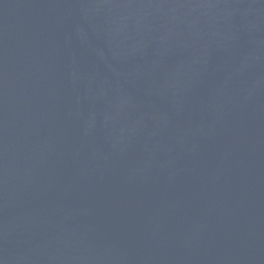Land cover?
<instances>
[{
  "label": "water",
  "instance_id": "water-1",
  "mask_svg": "<svg viewBox=\"0 0 264 264\" xmlns=\"http://www.w3.org/2000/svg\"><path fill=\"white\" fill-rule=\"evenodd\" d=\"M0 264H264V0H0Z\"/></svg>",
  "mask_w": 264,
  "mask_h": 264
}]
</instances>
